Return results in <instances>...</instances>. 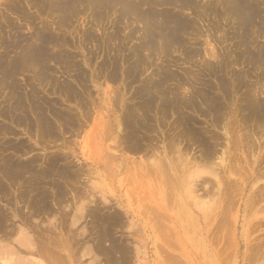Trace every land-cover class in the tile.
<instances>
[{"label":"rangeland","instance_id":"obj_1","mask_svg":"<svg viewBox=\"0 0 264 264\" xmlns=\"http://www.w3.org/2000/svg\"><path fill=\"white\" fill-rule=\"evenodd\" d=\"M96 1L0 0V264H264V0Z\"/></svg>","mask_w":264,"mask_h":264},{"label":"bare ground","instance_id":"obj_2","mask_svg":"<svg viewBox=\"0 0 264 264\" xmlns=\"http://www.w3.org/2000/svg\"><path fill=\"white\" fill-rule=\"evenodd\" d=\"M84 1H85V0H84ZM95 1H96V0H95ZM124 1H126V0H124ZM129 1L131 2V0H129ZM136 1H137V0H136ZM139 1H140V0H139ZM180 1H181V0H180ZM183 1H184V0H183ZM188 1H189V0H185V2H187V3H188ZM96 2H97V1H96ZM96 2H94V3H96ZM105 2H106V1H105ZM142 2H143V1H142ZM124 4H128V6L130 5L129 3H124ZM128 6L125 7V8H126V12L128 11V13H130V14H134V13H136V14H135V18L137 17V19H139V20H140V19H143V20H144V21L141 20L140 22H146V21H148V22H147L148 25H149V26L152 25V24L149 23V22H150L151 20H153V15L151 16L152 18H149L148 16L151 15V14H149L148 16H145V14L139 13L140 10H139V12L137 11L138 3H136L135 6H133V5L130 6V7H128ZM96 7H97V6H96ZM105 7H106V6H105ZM123 7H124V6H123ZM140 7H141V6H140ZM140 7H139V8H140ZM107 8H108V7H107ZM107 8H106V9H107ZM100 9H101V8H100ZM145 12H146V11H145ZM128 13H127V14H128ZM146 13H147V12H146ZM150 13H151V12H150ZM155 16H156V15H155ZM127 17H128V16H127ZM135 18H134L133 20H135ZM137 19H136V20H137ZM145 20H146V21H145ZM153 21H154V20H153ZM169 21H170V23H171L173 26H175V28H178V29L184 28V27L186 26V20L183 19V18H181V17H178V16H173V17H171V18L169 19ZM137 22H138V20H137ZM152 23H153V22H152ZM154 24H155V22H154ZM162 25H163V24H162ZM162 25H160V26H162ZM149 26H148V27H149ZM152 26H154V25H152ZM165 26H167V25H165ZM155 27H156V24H155ZM163 27H164V26H163ZM158 28H159V27H158ZM158 28H157V29H156V28L153 29V31H155V33H154V35L151 34V35H152V38L155 37V35H157V36L160 35L161 27H160L159 29H158ZM169 28H170V27H169ZM147 29H148V28H147ZM147 29H146V30H147ZM150 29H151V28H150ZM150 29H149V30H150ZM178 29H177V30H178ZM156 30H157V31H156ZM158 30H159V31H158ZM168 30H169V29H168ZM170 30H171V29H170ZM170 30H169V31H170ZM151 31H152V30H151ZM165 31H167V30H165ZM147 32H148V31H145V33H147ZM152 33H153V32H152ZM162 33H163V31L161 32V35H162ZM165 33H166V32H165ZM166 34H167V33H166ZM166 34H165V36H166ZM145 35H146V34H145ZM171 35H172V34H171ZM147 36H150V34H148ZM167 36H168V34H167ZM168 37H171V36L169 35ZM173 37H174V35H173ZM147 38H148V37H147ZM147 38H145V41L148 40V41H146L147 43H148L149 41L153 40V39L150 38V37H149L150 39H147ZM165 38H166V37H165ZM165 38H164V36H163V39H165ZM47 39H48V40H44V39H43V41H49V42H51V41H50V38H47ZM166 39H167V38H166ZM168 39H169V40H172V37H171V39H170V38H168ZM168 39H167V40H168ZM167 40H166V41H167ZM173 40L175 41V37H174ZM173 40H172V41H173ZM177 40H178V39H177ZM172 41H171V44L173 43ZM153 42H154V41H153ZM169 42H170V41H169ZM144 43H145V42H144ZM164 43H165V41H164ZM167 43H168V41L166 42V44H167ZM171 44H170V45H171ZM168 45H169V44H168ZM146 46H147V45H146ZM164 46H165V45H164ZM42 50H43L42 53H44L45 49H42ZM39 51H40V50H39ZM40 59H42V58L40 57ZM138 59H139V58H138ZM138 59H137V54H136V60H138ZM30 60H31V59L28 58V59L26 60V62L28 63ZM37 61H39V58H37ZM24 62H25V61H24ZM26 62H25V63H26ZM39 70H40V69H39ZM38 77H39L40 79L42 78L45 82H49V84H51L50 82H52L51 79H47L46 74H45L43 71H41V70H40V73L38 74ZM52 83H53V82H52ZM155 87H156V86H155ZM160 87H161V86H160ZM153 88H154V87H153ZM160 90H161V89H160ZM160 90H159V91H160ZM161 91H162V90H161ZM158 93H159V92H158ZM16 100L20 101V99H18V98H17ZM147 101H148V100H147ZM147 101H146V102H147ZM148 103H149V102H148ZM145 104H146V103H145ZM145 106H146V105H145ZM150 106H151V108L154 107V106L151 105V102H150ZM252 107H254V106H252ZM18 108H19V107H18ZM146 108H147V106H146L144 109H146ZM151 108H149V110H150ZM146 110L148 111V109H146ZM250 110H251V109H250ZM147 111H146V112H147ZM144 112H145V111H144ZM145 114H146V113H145ZM39 118H40V120H41V125H42V127L44 128V133H45V134H50V128H51V126H50L49 121L46 120L44 117H42V115H41V117H39ZM146 118H147V117H146ZM146 118H145V119H146ZM17 119H18V118H17ZM19 119H21V121L24 122V118H23V119H22V118H19ZM19 119H18V120H19ZM18 120H16V121H18ZM21 121H20V122H21ZM185 121H186V120H185ZM185 121H184V122H185ZM18 123H19V122H18ZM186 123H187V122H186ZM184 124H185V123H184ZM146 128H147V127H146ZM147 130H148V129H146V130L144 129V131H147ZM131 137H132V136H131ZM134 137H135V136H134ZM142 138H145V137L143 136ZM142 138H141V139H142ZM134 139H135V138H134ZM134 139H133V140H134ZM201 142H202V141H201ZM137 144H138V143H137ZM137 144H136V145H137ZM132 148H133V147H132ZM138 148H140V147H138ZM46 169H47V168H46ZM48 169H49V168H48ZM50 169H51V168H50ZM50 169H49V170H50ZM52 169L54 170V168H52ZM45 171H46V170H45ZM45 171H44V172H45ZM46 172H47V171H46ZM49 172H50V171H49ZM56 172H57V171H56ZM47 173H48V172H47ZM42 174H43V173H42ZM44 174H45V173H44ZM59 174H60V172H59ZM61 175H62V174H61ZM21 233H22V232H21ZM32 244H33V243H32ZM41 250H42V248H41ZM44 253H45V251H44Z\"/></svg>","mask_w":264,"mask_h":264}]
</instances>
